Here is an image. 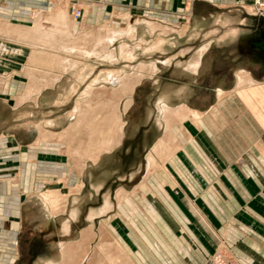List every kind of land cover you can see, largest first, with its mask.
I'll return each mask as SVG.
<instances>
[{
  "label": "crops",
  "instance_id": "obj_1",
  "mask_svg": "<svg viewBox=\"0 0 264 264\" xmlns=\"http://www.w3.org/2000/svg\"><path fill=\"white\" fill-rule=\"evenodd\" d=\"M50 1L53 4L57 2L69 5L71 0ZM29 4H31L29 0L15 3V6L10 3L6 7L2 6L0 11L11 9L10 13L18 14L29 8ZM222 4L225 6L216 13L196 15L174 33L163 31L167 26L162 27L161 24V31L156 35V28L151 30L154 27L151 22L156 20L137 18L131 23L136 29L139 27V31L144 30L147 38L139 41L136 30H131L127 31L129 37L127 42L121 40L123 34L120 33V29L128 24L129 17L126 16L120 22L121 19L116 15L104 14L106 6L98 8L89 5L90 9L96 8L97 11L99 9V13L95 15V20H92L91 16L83 19V14L79 31L85 21L104 29L108 24L106 21L110 20V28L106 30L117 29L107 36L115 35L113 42L118 41L117 47L120 42L123 43L128 49H132L130 52L132 55L122 56L117 47L110 45L105 51L97 44L93 48L90 47L92 52L87 51L89 48L86 47H75L72 42L74 37H78L79 32L72 35H67V32L61 33L64 37L62 48L63 53L67 54V63L58 57H55L58 63L54 58L53 62L44 64L41 59L32 62L30 58L34 54L36 57L38 54L43 56L45 54H41L37 49L29 54L26 67L24 69L21 67L22 80L28 81L31 86L29 90L26 87L25 94L29 96L33 89L35 95L27 99L41 100L40 95L44 88L49 87L51 90L49 101L67 103V112L64 115L67 117V126L74 121L75 108L79 102L90 98L96 100L94 95L89 96L87 87L93 85L94 79L99 74L97 78L103 77L102 72L105 71L111 72L106 73L109 78L113 75L121 79L119 74L128 75L125 79L132 82L133 86L129 93L122 94L125 97L121 103L128 101L129 106L122 108L121 116L123 124L132 123V129H112L110 131L112 143L109 149L111 152L124 150L133 153L142 150L143 157L141 162L136 164V171L129 175V183H135L133 190H129L130 192L125 189L118 190L115 204L110 193H103L106 182L104 177L93 178L92 172H89L85 162L87 158H83L84 152L80 153L77 149H70L66 145L51 141L59 134L67 137L70 131L77 130L70 127L76 121L61 133L49 129L55 136L47 142L62 147L61 152L66 155V166H63L70 167V173L65 169L64 171L70 177L71 183L67 181L68 188L64 189L63 195H59L60 198L57 197L59 200L63 199L62 203L56 206L45 201V206H41L34 200L28 199L39 195L43 197L42 194L50 192V190L44 191L45 193H41L39 189L30 190L33 188V183L29 182L31 179L29 174L37 170L35 166L39 155L25 156L21 151L15 155L16 158L8 157L5 154L8 149L0 145V162L17 159L25 172L22 181L25 194L17 192L18 185L11 179L4 178L3 182H0V194L8 192L15 194L13 201L10 202L12 204L10 208L4 206L6 215L3 216L7 218V214L10 215L13 234H10L11 228L8 226H0V233L5 236L3 239L0 238V246H12L15 254L11 255V259L1 256L4 261L9 259L8 264H103L104 247L115 246L119 250L115 257L121 256L122 261L127 264H178L179 257L176 251L185 255L186 241L183 236L178 237L175 234L172 217L185 225L189 222L186 214L193 213L198 215L203 226L213 229L206 213H215L223 222L227 215L242 210L245 213L255 214L262 220L263 225L253 230L255 232L253 236L243 234L242 240H237L240 237L239 233H233L231 244L233 243L232 246L235 244L234 250L245 264H264V227H262L264 217L258 212L259 207L264 208L258 205V200L264 204V40L262 38L264 18L255 14L248 0H222ZM238 5H245L246 8L240 6V9L234 11V7ZM17 6H20V9L14 8ZM1 14L3 12H0V24L9 23L8 26L11 24L12 27L20 28V25L29 23L28 19L13 17L6 19ZM4 28L5 31L0 28L2 48H7L9 44L16 46L27 44L31 48L43 44L42 41L35 42L39 40L33 38L34 36H32L33 40L31 38L32 42L28 41L30 38L24 36L22 31L14 30L10 33L6 26ZM58 38L59 35L48 41V45L49 42L50 45L53 42L57 43ZM135 39H138V42H133ZM44 43L47 45V42ZM14 49L12 51L18 54L23 52V49ZM73 53L84 54V57L81 61H74ZM48 59L50 60V57ZM134 76L138 77L136 82L132 78ZM138 88L143 92L137 94ZM158 100L163 101L165 106L161 105L162 111L159 110L158 117L156 116L158 120L153 121L156 106L153 107L152 102L156 103ZM112 101L119 99L113 95ZM60 106L61 104L55 107ZM163 110L168 114L164 119ZM179 111L186 112L188 116L184 117V113L181 115ZM125 114L128 116L127 122L124 121ZM138 114L143 116V119L137 123ZM50 117L51 115L47 116V120L52 121L42 123L53 125L64 118ZM172 118L177 120L174 123L176 129L167 125L173 124ZM160 120L164 124L158 125L157 128L155 122L159 124ZM43 124H38L37 129H15L18 137L32 139L30 143L25 144L16 137L12 138L14 145L17 144L16 148L27 146L25 148L27 152L41 154L40 152L44 150L39 135ZM78 129L82 130L81 127ZM2 135L5 134L2 132ZM36 137L38 138L36 146H28ZM87 138L88 136L85 139ZM3 139L8 138L0 137V141ZM78 139L77 135L74 144L78 143L76 142ZM81 140L82 138L79 141L82 142ZM150 151V155L147 156ZM155 151H159L160 154L154 155ZM151 158L154 159L153 162ZM77 162L81 166L80 169L76 166ZM50 167L45 166L52 172L54 170L64 172ZM151 168L154 169L150 171ZM78 173L79 175L74 179L73 175ZM156 177L161 181L160 190L156 189L155 183L158 184ZM84 180L89 183L88 190L71 191L73 186L82 187ZM167 185L173 191V195L167 192L169 190L168 187L166 188ZM153 189L155 190L152 191ZM124 191L126 194H123ZM105 194L108 197H104ZM157 196L159 200H156ZM128 199L129 203L125 206L124 202ZM134 200H138L142 205L153 203L156 206L154 217L147 218L139 213L136 214ZM120 201L124 211L122 216L117 211ZM253 203L256 205L254 206ZM129 207H133L132 211ZM22 208L25 211L22 212ZM110 213L111 216L105 221V215ZM142 213L146 215V210L144 209ZM125 216L131 221L125 220ZM112 219L117 220L126 231L129 242L119 233ZM23 227L27 228L28 234L22 236L23 232H21V239L20 234L17 235ZM105 228L111 238L105 237ZM188 230L194 241H198L196 235L189 228ZM190 242L192 243V240Z\"/></svg>",
  "mask_w": 264,
  "mask_h": 264
},
{
  "label": "rangeland",
  "instance_id": "obj_2",
  "mask_svg": "<svg viewBox=\"0 0 264 264\" xmlns=\"http://www.w3.org/2000/svg\"><path fill=\"white\" fill-rule=\"evenodd\" d=\"M23 1L24 0H0V8L2 6L3 7L8 6L10 5V3L15 6V3H23ZM236 1H240V0H236ZM29 2H31V4H29V8H25L26 10L23 12H19L18 14H12V12L10 13L11 9H8L7 11L1 10L0 12H3V14L1 15L6 19H10L11 17H13V18H22L29 20L30 17L33 16V13L38 10V8L47 6L48 8L54 10L57 9L59 6L62 7L64 5V8L66 7L68 8L69 15H71L72 19L75 21L78 20L77 22L79 23V29H80V19H82L83 14H84L83 19H86V17L91 16L88 14L86 10V6L88 7L89 5H93L98 8L106 6L104 14L110 13V15L111 14L116 15L119 19H121L120 22H122L126 16L130 18L131 21L129 20V22L132 21L134 22V20L137 18L156 20L155 22H151V21L150 22L154 24L153 28H156L155 34L157 35L160 33L159 31H161V28L165 25L167 27H164L163 31H167L168 33H174L184 24H187V22L191 21V19H193V17H195L196 15L207 14V12L216 13L218 10H220L222 7L225 6L224 4H222V0H71L68 6H66L63 3H57V2H55L56 4L54 3L53 5V2H51L50 0H45V1L29 0ZM248 3H251L250 7L251 9H254L255 14L264 18V0H248ZM20 6L14 8L20 9ZM240 6L242 5H238V7H234V11H236V9H240L241 8ZM242 8L245 9L246 8L245 5H243ZM91 18L92 20H95V16L94 17L91 16ZM106 22L108 24L106 25L107 27H104V29L100 26L97 27V25L95 24L92 25L89 22L86 21L83 22L82 29L80 31L78 29L77 33L78 32L79 33L78 34L76 33L78 35V37H76V40H79V42L80 41L84 42L82 44L80 43L79 46L83 48L85 47L89 48L87 51H91L92 50L91 48L95 46V41L99 40V42L101 43L99 45L101 46V48H104L105 51H107L110 46H115L116 48L118 45V41L109 42L107 41L106 36L112 34V31L113 30L115 31L117 28L113 30L110 29L111 31L109 30L110 31L109 32L108 30H106V28H110L111 22L110 20ZM161 24L162 27L160 28ZM123 29L124 28H121V32H120L121 34H123L121 40L123 42H127V38H129L127 36L128 33L126 30ZM138 31H139V27H137V31H135L137 32V37L139 41L145 40L139 34L141 30L139 32ZM63 38H64L63 36L59 35L58 38L59 41L58 43H55V45L53 44L48 45L47 43V45L45 44L46 46L45 45L43 46V44L41 43L33 48H31V46L27 44L25 45L23 44V46L20 45L16 46L15 44L12 45L9 44L7 45V48L4 47L2 48L0 46V137H6L9 140L16 137L18 138L19 141L21 140L22 142L27 144L30 143L32 139L28 137L25 138L18 137V135L14 131L15 129H37L38 124H43L42 122L52 121V120H47V116L51 115L50 118H54V119L55 118L58 119L60 117H64V118H62V120L56 122L53 125H49V124L48 125L43 124V125L56 133H61L64 132L65 129H67V127H69L70 124L76 121L79 113L82 114L80 116L83 122L82 125L80 124L78 126V128L81 127L82 130L81 129H77L74 131L72 130L69 132V134H67V137L64 135V137L60 138L61 140L58 139V137H55L52 138L51 141L57 144L61 143L63 145H66L70 147V149H77L80 151V153L84 152L85 156H83V158H87L85 159V162L87 164V168L89 172L90 171L92 172L93 178L99 177L101 179L104 177L106 182H105V187L103 189V193L106 192L110 193L111 199H113V201L116 204L115 195L118 190H124V189L126 191L133 190L135 183L133 182L129 183L130 181L129 175L131 174V172L136 171L137 169L136 164H139L143 157L142 150L133 153V151L127 152L124 150L111 152L109 149V146L112 143L111 142L112 139H110V131L112 129H132V125H131L132 123L123 124V120L121 116L122 108L126 103V101L124 102V104L123 102L121 103V100L125 97L122 96V94L124 93L125 95L129 93L131 89H129V87H123L125 88V91L123 90L112 91L110 89L103 88L102 85L104 82L102 80L94 79L93 85L92 86L89 85L87 87V93L89 94V96L94 95L96 100L90 98L88 100H84L83 102H79L75 108L76 110L75 119L68 126H67V117L64 116L65 113L67 112V103L64 104L61 103L63 101H59L56 103L49 101L48 99L49 97H51V92H50L51 90H49V87L44 88L43 92L40 95L42 99L39 101H33L27 99V97H31L32 95H35V91H33V89L31 90L32 93L29 96L25 94L26 87L28 86L27 90H29L31 86L28 81L22 80L23 70H21V67H23V69L24 67H26L25 63L28 59L27 57H29V54L32 51H36L35 49L41 52V54H45V56L38 54V57H36V55L34 54L35 56L33 55L30 58L32 62H38L41 59L42 63L44 64L50 61L53 62L55 57H58V59H61L62 61H65L67 63V54L63 53L64 49L62 48L64 44ZM138 39H135V41L133 42H138ZM74 43L76 42L74 41L72 45ZM127 44L131 46V44L129 43ZM137 46H139L138 43ZM14 48L23 49L24 53L20 52L18 54L17 52L12 51L15 50ZM72 56L75 57L74 61H79V60L81 61V59L84 57V54L73 53ZM48 57H50V60L48 59ZM54 61H57L58 63V60L55 59ZM65 66L67 67V65ZM43 72L46 73L45 71ZM102 73L110 74L111 72L105 71ZM114 73H118V72H114ZM119 76L121 78H125L128 75L119 74ZM21 80L22 82H20ZM115 84H116L115 86L117 87L118 86L117 82H115ZM107 85L112 86L111 84H107ZM142 92H143L142 89L138 88L136 93L138 94ZM98 95H100V97L102 96V98L97 97ZM113 95L117 96L119 101H112ZM59 104H61L60 107H55L56 105ZM152 105L153 107L154 105L156 106V112H155L156 114L155 116L153 115V121L155 120L157 121L158 112L159 110L162 111L161 105L165 106V103L161 100H158L156 103L152 102ZM168 107H172V106H168ZM116 109H118V111ZM138 113L140 112L138 111ZM125 116L126 117L124 121L127 122L128 116L127 114H125ZM165 116H168V114L165 112V110H163L162 118L164 119ZM142 119L143 116L141 117L139 115L138 119L136 120L137 123L139 120ZM155 124L157 127L158 125H162L164 123L162 120H160L159 124L157 122H155ZM123 125L125 128L123 127ZM22 126L24 128H18ZM2 132L5 135H2ZM106 133L107 136H105ZM77 135L79 136V139L76 141L78 143L74 144V140L75 138H77ZM87 136L88 138L85 139ZM98 136L102 137V139H99ZM80 138H82L83 140V141L81 140L82 142L79 141ZM84 139L86 140V142L84 141ZM37 140L38 138L36 137L34 142L29 144L28 146L35 145L38 142ZM26 147L27 146H19V148L16 149L11 148L5 154L8 157H14L16 154H18V152L21 153V151H23V149H25ZM151 151L147 156L150 155ZM68 155L69 154L67 153V156ZM97 158L98 160L96 161ZM65 159H66L65 153H61L59 154V156L54 154L53 155L39 154L37 166H35L36 167L35 169L37 170L35 172H30L29 174L30 175L29 178L31 177L29 182L33 183V188L30 190L39 189L41 190V193H45L44 191L57 189L59 190L58 192L60 194L61 192L64 191V189H67L68 188L67 181L71 183V179L69 176L59 175L55 171L52 172L51 169L47 168L49 170L48 171L45 168V166H51L50 168L53 167L57 168L61 165V163ZM76 166L79 169L81 167L79 166V162H77ZM41 169L43 171H40ZM153 169L151 168L150 171ZM23 170L24 168L22 167V165H20V162L17 159L5 163L0 162V182H3L4 178L11 179V181L17 183L18 185L17 192L19 194H25L24 188H22V181L25 175V172ZM117 172L120 173L116 174ZM80 173L82 174V172ZM78 175L79 173L74 174V179L77 178ZM74 179H72V182ZM84 179H86L85 176ZM135 179L137 178H134V180ZM153 182L155 183V181ZM160 182H161L160 179L157 178L158 184L155 183V185H156V189L158 188V190H160L159 189L160 188L159 186H161ZM82 183H83L82 187L76 188L73 186L71 191L74 192L80 190L81 191L88 190L89 183L86 182L85 180ZM35 186H37V188H35ZM141 186L144 187L143 183H141ZM167 187L169 189L167 190V192L173 195L174 194L173 191L170 190V187L168 185L166 186V188ZM154 190L155 189H153L152 191ZM123 194H126V192L124 191ZM13 195L15 194L11 192H8L6 194H0V212H1L0 226L6 225L9 228H11L9 231L11 235L13 234L14 231L12 230V225H10L11 222L9 219H11V217L9 214H7V218H4L3 216L6 215L4 213L6 212L4 211V206L7 205L10 208V206L12 205L10 202L13 198ZM36 195H38V193H36ZM104 197H108L107 194H105ZM28 199L34 200V202L37 205L40 204L41 206H45L46 204L45 200L40 195L39 197H29ZM157 199L159 200L158 196L156 197V200ZM53 201L55 202L58 201V203L52 204L57 206L60 203H62L63 199L59 200L56 197L54 198ZM134 202L136 203V212H137L136 214L139 213L140 215H143L147 218L154 217L156 206L153 205V203L150 202L146 205H142L140 204V202H138V200H134ZM124 203H125L124 205L127 206V203H129V199ZM261 203L262 201L258 200V205L264 207V204ZM255 205L256 203L254 204V206ZM122 206H123L122 202L121 201L118 202L117 211L120 212V216L124 215ZM132 206L134 207L135 205L132 204ZM120 207L122 208V210ZM133 207L131 208L129 207V210L132 211ZM27 208H28V204H27ZM183 208L185 209L186 207ZM144 209L146 210V215L142 213ZM23 210L24 209L22 208V212ZM130 211H128V213ZM28 212L29 211H27V213ZM258 212L260 213L261 216L264 217V208L259 207ZM23 215L27 216V214H23ZM109 216H111V213L105 215L104 220L107 221ZM134 216L132 217L133 219ZM186 216L189 222H187L185 225H182L177 218L172 217L173 219L172 222L174 223V228H175L174 229L175 234L178 237L183 236L184 237L183 239H185L186 241L185 249L187 253L185 255H182L176 251L177 256L179 257L178 264H245V261H243V259L235 252L234 250L235 244L234 246H232L233 243L231 244V240H232L231 235H233V233H237V234L239 233L240 237L237 240H242L243 234L244 235L250 234L253 236L255 233L253 232V230L263 225L262 220L258 219L255 214L245 213L242 210L227 215L225 221L223 222L222 220L219 219V217L215 213L213 212L206 213V216L211 222L213 229H210L207 226H203V224L198 219V215H194L193 213H187ZM127 218L128 217L125 216L124 219L129 220V218L128 219ZM111 221L114 225L117 226V229L119 233L122 235V237L129 242L130 239L128 238L126 231L119 225L117 220L112 219ZM222 227H224V229H221ZM188 228L196 235L198 241L197 240L194 241V239L190 235ZM26 229L27 228L24 229L23 227L19 231L17 236H19L21 232H23L22 236L24 235L26 236L28 234V231H26ZM104 232H105V237L111 238V235L106 230V228ZM4 237L5 236L0 233V238L3 239ZM21 239H19V241H21ZM190 240H192V243L190 242ZM12 250L14 251L12 246L9 247L0 246V264H8L10 262L9 259L12 258L11 255L13 256V254H15L13 253ZM104 251H105L104 253L105 259L103 264H127V262L124 263L122 261L121 256L115 257L119 252V250L115 248V246L113 247L105 246ZM1 256L9 259H7V261L6 260L4 261V259H2Z\"/></svg>",
  "mask_w": 264,
  "mask_h": 264
},
{
  "label": "bare ground",
  "instance_id": "obj_3",
  "mask_svg": "<svg viewBox=\"0 0 264 264\" xmlns=\"http://www.w3.org/2000/svg\"><path fill=\"white\" fill-rule=\"evenodd\" d=\"M45 1V0H44ZM43 4V3H42ZM54 5V4H53ZM66 6H68V5H66ZM90 7L91 6H86V10H87V12H88V14H90L92 17H94L95 15L97 16V13H99V9H98V11L96 10V8L94 9V8H92V9H90ZM54 8V7H53ZM23 15V14H22ZM25 15H28V14H25ZM95 16V17H96ZM24 18H26V17H24ZM7 21V20H6ZM28 22H29V25H20V28H17V27H12L11 26V24L8 26L7 24H9V23H5L6 25H4V24H0V28H3L2 30H6L4 27L6 26V28H8L9 29V32L10 33H12L14 30L15 31H22L21 33L24 35V36H26V37H28V38H30V40H28V41H30V42H32L31 41V38H32V36H34L33 38H35L36 40H39V41H35V42H40V41H42L43 42V44H45L44 42H47L48 43V41H52L57 35H61V33H64V32H67V35L69 34H76L77 33V31H78V27H79V23L77 22V21H75V20H73L72 19V17H71V15H69V12H68V10H67V7L66 8H64V5L62 6V7H58L57 9H50V8H48L47 6H43L42 8H38V10L37 11H35L34 13H33V16L32 17H30V19L28 20ZM1 23V22H0ZM13 25V24H12ZM152 28V27H151ZM153 29H155V28H153ZM152 29V30H153ZM2 30H1V32H2ZM123 30H126V31H131V30H133V31H137V29H136V27L134 26V24H132L131 22H129V20H128V24L127 25H125V27H124V29ZM122 30V31H123ZM3 31V32H4ZM7 32V31H6ZM20 32H19V35H21L22 36V34H20ZM120 32H121V29H120ZM16 33V32H15ZM14 33V34H15ZM146 33V32H145ZM151 33V32H150ZM139 34L141 35V37L143 38V39H146L145 38V35H144V30L143 31H141V32H139ZM16 35V34H15ZM63 35V34H62ZM65 36V35H64ZM37 37V38H36ZM33 38H32V40H33ZM114 38H115V35H110V36H107L106 37V39H107V41H109V42H113V40H114ZM20 39V38H19ZM69 40V39H68ZM71 40V39H70ZM76 42V43H74L73 44V46H75V47H77V46H79L80 45V43L82 44V43H84L83 41H80L79 42V40H76V38L74 37V39H73V42ZM160 41V40H159ZM158 41V42H159ZM72 42V43H73ZM54 43V42H53ZM52 43V44H53ZM57 43H58V41H57ZM99 40H96L95 41V45H99ZM32 44V43H31ZM36 44V43H35ZM41 44V43H40ZM49 44H50V42H49ZM51 44V45H52ZM160 44H161V41H160ZM159 43L157 44L156 43V45H160ZM53 45H55V43L53 44ZM69 45V44H68ZM42 46V45H41ZM44 46V45H43ZM46 46V45H45ZM72 46V47H73ZM74 48V47H73ZM117 49H118V52L120 53V55H122V56H125V55H132L130 52H132V49H128L123 43H121L120 42V44H119V47H117ZM72 61V60H71ZM55 62H57V61H55ZM66 67V66H65ZM79 72H81V71H79ZM77 74V73H76ZM77 76H79V75H77ZM80 77V76H79ZM135 77V78H134ZM134 77H132L134 80H135V82L137 81V79H138V77L137 76H134ZM95 80H102L104 83H103V88H106V89H110V90H112V91H117L118 90V88H119V90H123V91H125V88H123V87H129V89H131L132 90V86H133V84H132V82H128V81H125L126 79L125 78H121V79H118L117 77H114L113 75L109 78V77H107V74H104L103 75V77H100V78H97L96 77V79ZM120 81V82H119ZM115 82H117L118 84H119V86H118V88L116 87V88H112L113 86H115ZM131 83V84H130ZM107 84H111L112 86H108ZM27 89H28V86H27ZM118 90V91H119ZM129 104V102L128 101H126V103H125V105H124V108H126L127 106H129L128 105ZM176 113V112H175ZM179 113L182 115V113H184V117H187L188 116V114L186 113V112H182V111H179ZM179 113H176V115L178 114L179 115ZM80 115H82V114H79V116L77 117V120H76V122L72 125V126H70L71 127V129H78L77 127L81 124L82 125V119H81V116ZM180 116V115H179ZM169 118V117H168ZM171 118V117H170ZM173 119V124H167L168 125V127H173L174 129H176L177 128V126L176 125H174V123H176L177 122V120L175 119L174 120V118H172ZM171 119V120H172ZM179 119V118H178ZM169 120V119H168ZM176 121V122H175ZM86 123V122H85ZM49 124V123H48ZM172 128V129H173ZM41 130H40V135H39V139H40V143H41V147H42V149L44 150V151H42V152H40L41 154H55V155H57V156H59V154H61V153H64V152H61L62 151V147L60 146V145H51V144H49L48 142H47V140H49V139H51L53 136H55V134H53L50 130H49V128H45V126H42V128H40ZM168 129V128H167ZM66 133V132H65ZM57 136V135H56ZM61 137H64V135L63 134H59L58 135V139H60ZM55 138V137H54ZM61 140V139H60ZM14 141L13 140H9V139H3V140H1L0 141V145H3V146H5L8 150L9 149H11V148H13V149H16V147H17V144L16 145H14V143H13ZM161 145H162V143H161ZM34 146H36V145H34ZM163 146V145H162ZM161 146V147H162ZM63 149H64V147H63ZM67 149V148H66ZM76 150V149H75ZM157 150H159L160 151V149L157 147ZM23 154L25 155V156H27V155H29L30 157H37V155H39V153H35V152H31L30 151V153L29 152H27V150L26 149H24L23 150ZM33 153V154H32ZM75 154V153H74ZM160 154V152H158V151H155V154L154 155H159ZM15 157V156H14ZM16 158V157H15ZM151 161L153 162L154 161V159L152 160V158H151ZM28 162V161H27ZM66 161L65 160H63V163H61V165L59 166V167H57V169H60L61 171H64V169H65V171H69L68 173H70V169H69V167H64V166H66L65 163ZM56 163V162H55ZM155 163V162H154ZM29 164H30V162H29ZM51 164V163H50ZM44 165V164H43ZM64 165V166H63ZM49 167V166H48ZM56 169V167H53V169ZM55 172H56V170H54ZM65 171L64 172H62V173H60V171L59 170H57V172L56 173H60L59 175H66L67 176V173H65ZM69 175V174H68ZM74 176V175H73ZM27 184V183H26ZM6 189L8 188V187H5ZM59 190H57V189H51L50 190V194L48 193V194H42L43 195V197L42 198H44V200L46 201V202H48L50 205H52L53 203L54 204H56V203H58V201H53L54 200V198H56V197H58L60 194L62 195L63 194V192H61L60 194H59V192H58ZM60 198V197H59ZM17 214V210L15 211V215Z\"/></svg>",
  "mask_w": 264,
  "mask_h": 264
},
{
  "label": "water",
  "instance_id": "obj_4",
  "mask_svg": "<svg viewBox=\"0 0 264 264\" xmlns=\"http://www.w3.org/2000/svg\"><path fill=\"white\" fill-rule=\"evenodd\" d=\"M263 40H264V36H262Z\"/></svg>",
  "mask_w": 264,
  "mask_h": 264
}]
</instances>
